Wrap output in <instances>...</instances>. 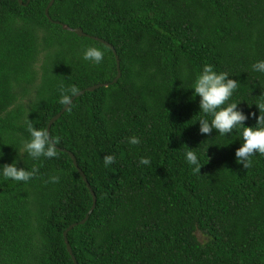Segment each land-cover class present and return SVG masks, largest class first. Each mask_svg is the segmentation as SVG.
Wrapping results in <instances>:
<instances>
[{
    "label": "trees",
    "instance_id": "obj_1",
    "mask_svg": "<svg viewBox=\"0 0 264 264\" xmlns=\"http://www.w3.org/2000/svg\"><path fill=\"white\" fill-rule=\"evenodd\" d=\"M47 2L0 0V165L39 168L26 183L0 175V264H73L62 238L71 223L76 264H264V155L246 170L235 157L241 128L200 134L212 117L192 89L205 64L227 73L239 82L228 103L256 127L264 0H52L48 18ZM55 21L109 43L120 74L72 99L48 129L58 157L34 161L27 122L45 130L62 107L59 86L116 72L107 46ZM88 47L104 53L100 64L83 59ZM68 153L95 196L83 223L91 197ZM105 155L116 158L108 167ZM52 176L59 183H46Z\"/></svg>",
    "mask_w": 264,
    "mask_h": 264
},
{
    "label": "clouds",
    "instance_id": "obj_2",
    "mask_svg": "<svg viewBox=\"0 0 264 264\" xmlns=\"http://www.w3.org/2000/svg\"><path fill=\"white\" fill-rule=\"evenodd\" d=\"M83 59L91 61L94 64H100L104 59V53L96 47H88L84 50ZM252 69L257 72L264 73V61H258L252 65ZM239 87L237 80L230 79L225 72L217 73L213 66L205 64L202 72L196 77L192 89L194 95L200 97L199 108L205 117L211 116L209 121L207 118L199 120L200 134L210 135L215 129L220 136L231 134L234 129H242L243 143L235 152L236 162L242 164L244 169L252 167L251 157L257 153L264 155V102L258 103L256 106L259 109V117L255 113L250 115L257 119L256 127H245L244 123L249 118L244 115L242 111H238L237 103H228L233 93ZM60 103L69 106L73 97L80 92L76 86L65 88L63 85L59 86ZM227 104L226 107L224 105ZM27 131L30 134V139L23 145V151L32 160H40L42 157L51 159L58 157L57 150L58 139H54L44 129H37L33 126L31 121L27 122ZM130 145H139L140 139L136 136L128 138ZM2 156V154H0ZM115 157L112 155H105L103 158L105 167L115 162ZM186 160L189 165L194 166L193 172L199 173L201 164L195 152L188 149L186 152ZM140 164L150 165L151 161L148 158L141 157ZM39 174V168L33 167L30 171L25 168H17L16 162L12 164L0 165V175L6 180H13L16 182H28ZM46 183H59V176H52Z\"/></svg>",
    "mask_w": 264,
    "mask_h": 264
},
{
    "label": "water",
    "instance_id": "obj_3",
    "mask_svg": "<svg viewBox=\"0 0 264 264\" xmlns=\"http://www.w3.org/2000/svg\"><path fill=\"white\" fill-rule=\"evenodd\" d=\"M18 2H19V0H18ZM26 2H27V0H26ZM51 3H52V0H48L47 4L45 5L44 10H43V13H44V15H45L47 18H48L47 10H48V7L51 5ZM55 22L58 23V24L61 26V28H64V29H67V30H71L73 33H75V34L78 35V36H87V37H89V38H92V39L98 40L99 42H101V43H103L105 46H107V47L111 50V52H112V54H113V57H114V63H115V71H116V72H115V75H114V77L112 78V80H111L110 82L96 83V84L89 85V86H87V87L81 89L80 92H79V94L83 93L85 90H86V91H91V90H93V89H95V88H97V87L106 86L107 84L116 81V79L119 77V74H120V73H119V64H118L119 62H118V57H117V55H116L114 49L112 48V46H111L109 43H107L106 41H103V40L100 39V38H97V37H94V36H91V35H87L86 33L82 32L81 29L78 28V27L68 28V27H66L65 25H63L62 23L58 22V21H55ZM79 94H78V95H79ZM75 97H76V96H75ZM73 98H74V97H73ZM66 107H67V106L62 105V107L59 109V111L56 112L53 116H51V117L49 118V120L47 121L46 126H45V130H46L47 132H48V129H49L50 124H51L56 118H58V116L60 115V113H62V112L66 109ZM68 154H69V157L71 158V162H72L73 166L76 168L77 172H78L79 175L81 176V178H82V180H83V182H84V184H85L87 190L89 191L90 197H91V205H90V207L88 208V210H87L86 213L84 214L83 218L79 220V223H83V222L86 220L88 214L91 212V210H92L93 207H94L95 196H94L93 191H92V190L90 189V187L88 186V183L86 182V179H85V177H84L82 171L77 167L73 155H72L71 153H68ZM74 225H75V223H71V224H69V225L66 226V228L62 231V238H63V242H64V245H65V249H66L67 253H68L69 256H70V258H71V260H72V263H73V264H76V261H75V259H74V256H73L72 253H71V249H70V246H69V244H68V241H67V239H66V232H67L72 226H74Z\"/></svg>",
    "mask_w": 264,
    "mask_h": 264
},
{
    "label": "rangeland",
    "instance_id": "obj_4",
    "mask_svg": "<svg viewBox=\"0 0 264 264\" xmlns=\"http://www.w3.org/2000/svg\"><path fill=\"white\" fill-rule=\"evenodd\" d=\"M39 60H40V56L38 57V60L35 62V69L36 71H38V67L37 65L39 64ZM32 92V91H31ZM29 93V95H31L32 93ZM28 98V94L27 95H24L22 98H21V102H25V100Z\"/></svg>",
    "mask_w": 264,
    "mask_h": 264
}]
</instances>
